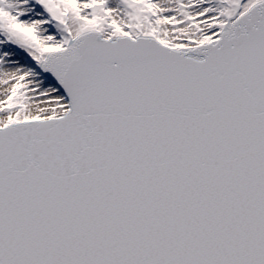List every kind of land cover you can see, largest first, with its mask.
I'll return each instance as SVG.
<instances>
[{"label":"snow or ice","instance_id":"1","mask_svg":"<svg viewBox=\"0 0 264 264\" xmlns=\"http://www.w3.org/2000/svg\"><path fill=\"white\" fill-rule=\"evenodd\" d=\"M0 264H264V0H0Z\"/></svg>","mask_w":264,"mask_h":264}]
</instances>
